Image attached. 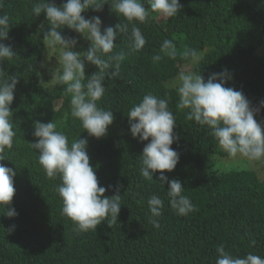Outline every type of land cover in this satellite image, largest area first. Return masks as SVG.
<instances>
[{
    "label": "trees",
    "instance_id": "16d2710c",
    "mask_svg": "<svg viewBox=\"0 0 264 264\" xmlns=\"http://www.w3.org/2000/svg\"><path fill=\"white\" fill-rule=\"evenodd\" d=\"M34 2L2 0L0 6V15L7 14L11 25L2 42L15 53L0 69L5 77L18 80L10 105L16 136L11 151L6 150L9 159L0 161L16 173L9 207L17 215L8 217L7 209L0 208V264H215V248L220 244L233 256L252 253L264 258V177L244 167V158L237 157L240 164L229 158L207 128L186 120L185 113L176 109L181 72L200 71L207 82L212 73L227 69L231 79L224 86L241 91L250 106H259L254 118L264 127V108L260 107L264 100V0H180L183 7L174 17L150 13L144 24H138L147 41L144 48L127 56L118 76H110L114 69L105 76V94L98 105L111 110L114 120L99 139L89 136L71 116V97L65 95L64 86L52 84L58 51L44 43L40 25L45 31L50 25L45 13L33 16ZM51 2L60 7L65 0ZM82 15L86 19L98 16L102 32L107 27L115 29L123 20L110 4ZM58 31L77 38L75 51L88 49L89 42L74 30L64 26ZM117 31L115 50L127 52V34ZM165 39L176 44L178 53L195 49L202 57L200 63L192 65L179 55L154 63L152 57ZM95 71V65L86 63V76ZM148 93L169 98L176 116L173 132L178 139L171 148L179 154V162L164 174L169 180H179L183 194L196 206L188 216H179L170 207L168 184L160 185L159 171L153 181L139 174L140 156L149 141L131 135L127 111ZM51 120L69 143L87 139L90 164L99 185L106 188L105 196L114 195L120 185L122 205L112 227L105 220L96 231L77 232L73 222L60 215L62 201L55 191L59 180L46 177L38 163V150L29 147L38 139L32 135L34 123ZM257 170L264 172V164ZM153 194L164 200L159 228L148 223L147 201Z\"/></svg>",
    "mask_w": 264,
    "mask_h": 264
},
{
    "label": "clouds",
    "instance_id": "9594fccd",
    "mask_svg": "<svg viewBox=\"0 0 264 264\" xmlns=\"http://www.w3.org/2000/svg\"><path fill=\"white\" fill-rule=\"evenodd\" d=\"M105 4H110L111 10L123 20L115 29L107 27L102 32V21L98 16L86 19L82 13L88 9L100 11ZM145 4L150 7L146 8ZM182 7L180 0H65L60 7L51 0H35L31 8L33 16L45 13L50 25L46 31L44 25H40L44 43L48 49L58 51L55 57L58 67L53 70L52 84L64 86L65 95L71 97V116L80 121L89 136L97 139L105 136L108 126L113 123V112L98 105L105 94L103 81L109 69H114L111 77L118 76L127 56L144 48L147 41L138 24H144L150 13L164 19L174 17ZM64 26L89 42L86 51L74 50L78 40L62 36L58 29ZM10 27L9 16L0 15V64L12 61L15 56L12 47L2 42L8 38ZM117 30L127 34V52L115 50ZM178 55L192 65H198L202 59L193 48H185L178 53L176 44L165 39L152 61L159 62L165 56L176 59ZM86 63L95 65L97 71L86 76ZM4 72L0 69V161L9 159L6 150L11 151L16 136L10 105L18 80L10 75L5 77ZM226 79H231L227 69L212 73L207 82L200 71L181 72L176 88V109L185 113L186 120L207 128L208 134L229 158H244V167L264 177L257 170L264 164V127L254 118L260 108L258 105L250 106L241 91L225 87ZM260 107L264 108V100L260 101ZM127 116L131 135L141 141H149L140 156V176L145 181H153V174L159 171L160 185L168 184L166 195L172 210L179 216H188L196 211V206L183 194L182 183L177 179L169 180L164 174L165 170L173 171L179 162V154L171 148L178 137L173 132L176 116L169 108V98L145 94L129 108ZM32 135L38 139L29 147L38 150V163L44 174L50 180H59L55 191L62 201L60 215L70 219L77 232L96 231L105 220L112 227L118 220L122 205L120 185L116 186L114 195H104L106 188L99 185L90 164L87 139H74L69 143L67 135L58 131L52 120L35 122ZM15 175L13 168L0 163V208L4 212L7 209L5 214L8 217L17 215L15 209L9 207L15 193ZM147 204L150 212L148 223L159 228L158 218L162 215L164 200L153 194ZM215 252V264H264V258L252 253L244 257L233 256L225 250L224 244L216 246Z\"/></svg>",
    "mask_w": 264,
    "mask_h": 264
},
{
    "label": "rangeland",
    "instance_id": "374dc122",
    "mask_svg": "<svg viewBox=\"0 0 264 264\" xmlns=\"http://www.w3.org/2000/svg\"><path fill=\"white\" fill-rule=\"evenodd\" d=\"M159 17H160V16H159ZM252 108H253V109H257L258 107H252ZM236 163H237V164H240V163H241V160H240L239 158H236ZM259 173H260L261 176H264V172H262V171L260 172V171H259Z\"/></svg>",
    "mask_w": 264,
    "mask_h": 264
}]
</instances>
